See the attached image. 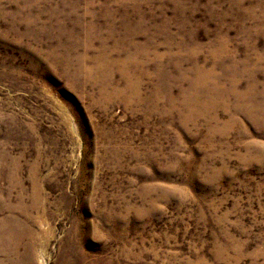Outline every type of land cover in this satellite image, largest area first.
Masks as SVG:
<instances>
[{"label": "rangeland", "instance_id": "obj_1", "mask_svg": "<svg viewBox=\"0 0 264 264\" xmlns=\"http://www.w3.org/2000/svg\"><path fill=\"white\" fill-rule=\"evenodd\" d=\"M0 264H264V0H0Z\"/></svg>", "mask_w": 264, "mask_h": 264}, {"label": "bare ground", "instance_id": "obj_2", "mask_svg": "<svg viewBox=\"0 0 264 264\" xmlns=\"http://www.w3.org/2000/svg\"><path fill=\"white\" fill-rule=\"evenodd\" d=\"M130 84V83H129ZM135 86V85H134Z\"/></svg>", "mask_w": 264, "mask_h": 264}]
</instances>
